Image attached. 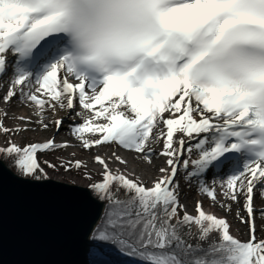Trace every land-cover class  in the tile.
Segmentation results:
<instances>
[{"label": "snow or ice", "instance_id": "snow-or-ice-1", "mask_svg": "<svg viewBox=\"0 0 264 264\" xmlns=\"http://www.w3.org/2000/svg\"><path fill=\"white\" fill-rule=\"evenodd\" d=\"M0 102L36 117L9 127L0 109L9 137L0 166L22 182L49 181L45 166L93 179L80 159L42 166L39 156L74 146L67 141L11 139L33 123L67 124L85 151L115 146L148 165L164 158L149 183L126 156L93 157L102 172L88 192L103 208L86 264H264V207H255L257 188L264 199V0H0ZM181 173L227 213L240 205L247 240L200 200L189 214Z\"/></svg>", "mask_w": 264, "mask_h": 264}, {"label": "water", "instance_id": "water-1", "mask_svg": "<svg viewBox=\"0 0 264 264\" xmlns=\"http://www.w3.org/2000/svg\"><path fill=\"white\" fill-rule=\"evenodd\" d=\"M102 208L87 187L52 179L22 182L3 163L0 264H86L87 233Z\"/></svg>", "mask_w": 264, "mask_h": 264}, {"label": "bare ground", "instance_id": "bare-ground-1", "mask_svg": "<svg viewBox=\"0 0 264 264\" xmlns=\"http://www.w3.org/2000/svg\"><path fill=\"white\" fill-rule=\"evenodd\" d=\"M0 109H5L8 112V118L4 119L6 126L13 127L17 123H19V121H17L16 119H14V117H18V116L31 117L33 120L36 119V117L33 115V109L32 108L23 106V105L19 104L18 102H14L10 107L9 106H6L2 102H0ZM76 110L77 111L80 110L78 106H77V109ZM48 116H49L50 119L53 118L51 116V113H48ZM58 116H60V117L65 116L64 115V112L58 111ZM11 122L14 125H12ZM36 126L37 125L34 124V123L31 124V125H28V127L30 129H34ZM67 132L69 133V130H68V127H67L66 124H65V126H63L59 130V132H57L54 127H52V132H51V135L50 136H51V138L54 136L57 143H61V142L67 141L70 145H74L72 147H68V149H66L64 151V154L65 155H73V154H76V152H77V150H75L74 148H78L79 147V144L74 139V137L72 135H71V137H68L67 136ZM22 133H24V132H22ZM22 138H23V136L20 137V139H22ZM12 139H14L15 141H18V138H15V137H12ZM105 146H107L108 149H105L104 146H102V147H96L95 149H93L92 151H90L89 153H87L86 158L84 160H85L86 164L89 166V168L95 169L98 172H102V168L98 164H96V163L93 162V157L96 156V155H100V156H103V157H106L107 158V157L110 156V154L112 152H116L118 155L126 156L131 162H133L136 165L135 171L137 172V174L142 175L143 178L146 179V180H148L149 183H150L151 180H153L155 177H157L159 175L158 169L160 167L165 166V160H164V158L163 157H160L158 155L153 156V162H152V164L151 165H148V164L144 163L143 161H137V160H135V154L134 153L125 152L123 149H120V148L115 147V146H110V145H105ZM161 146L162 145H159V144L154 146L155 147V151H156L157 154L159 153ZM194 158H195V154H194ZM39 160H40L42 166H44V164H43L44 161L41 158H39ZM111 167L115 170L118 167V165L115 162H113L111 164ZM45 168H46V171L47 170L48 171H52L51 169H48L46 166H45ZM131 170H132V164H130V166H129V171H131ZM80 177H81V179H84L83 176H80ZM180 178H181L180 179V183H181V194H185V196H186V199H185L186 202L185 203H186V205L188 207H190V208L193 207L194 208L196 201H193L194 199H193V196L191 194H189V195L186 194V190H185V187L183 185V182L184 181L182 179V173H181V177ZM50 179L56 180V181H59V182H64V181H62V176H61L60 179L59 178H54V177H50ZM84 180H86V179H84ZM72 185H78V186H81V187H85L86 188V186H82V183H77V184H72ZM220 198H223V197H220ZM200 201H202L204 208H206V209L209 208L210 211L213 209L216 213H218L219 216H227V219L230 221L232 227L234 226V224L236 223V220H237V210L240 208V205H237V204L233 203L232 204V211H231V213H227L218 204H216V205L212 204L211 203V200H209L207 197L204 198V199H200ZM241 203H242V201H241ZM256 224H257L256 226L259 225L258 222Z\"/></svg>", "mask_w": 264, "mask_h": 264}, {"label": "rangeland", "instance_id": "rangeland-1", "mask_svg": "<svg viewBox=\"0 0 264 264\" xmlns=\"http://www.w3.org/2000/svg\"><path fill=\"white\" fill-rule=\"evenodd\" d=\"M64 115H66V114L64 113ZM79 122H80V119L76 118V123H79ZM4 123H5V121H4ZM12 125H14V124L12 123ZM9 127H11V126H9ZM51 132H52V127H50L47 130H42L37 125L34 128V130L27 131V132H24V133H20L19 135H16V136H12V137L18 138V141H15L14 139H12V137H11V139L14 142L20 144L21 146H24L25 144L30 143V142H43V141L51 138V136H50ZM21 136H23L22 139H20ZM67 136L71 137L70 132L69 133L67 132ZM8 139H9L8 136H4L3 134H0V146H6V141ZM104 147H105V149H108L107 146H104ZM66 149H68V148H66ZM66 149L57 150V151H54V152L42 154V155L39 156V158H41L43 161L47 160V161H49L51 163H55V164L59 165L61 163V161L76 160V159H80V160L85 161L84 159L86 158L87 153L90 152V151H85V150L81 149L80 147H78V148H74L75 150H77L75 155H65L64 151ZM85 171H87L88 173H90L92 175V178H93L92 181H89L87 179L86 180L81 179L80 176H83V172L76 173L75 170H73L71 173L64 172L63 169H61L59 173L54 172V171H48V173H49L50 177H54V178H59L60 179L61 176H62V181H64L65 183H70V184L82 183V186H86V187H88V185L91 182L99 181L101 179V177H100V173L101 172H98L95 169L89 168L88 165H87V169ZM183 185L185 187L186 194L187 195L191 194L193 196V199H194L193 201H197V200L206 198V196L201 195L198 192L197 184L195 182H193L191 185L186 184V183L183 182ZM185 199H186L185 194H181L180 195V201H181L182 204L186 205V203H185L186 200ZM220 199H221V201H223V198H220ZM211 203H212V201H211ZM255 207L257 209L264 207V200L260 196L259 188H257L256 193H255ZM204 210L208 211L209 208H207V209L204 208ZM187 211L189 212V214H193V215L195 214L193 207L190 208V207L187 206ZM210 212L216 214L217 216H219L218 213H216L213 209ZM257 222L259 223V225L256 226L258 228L257 232H256V235H257L258 238H264V218H261L259 213H257V215H256V223ZM192 231H193V233H196L195 227H193ZM232 234L235 235V236H238L242 240H247V238H248L246 226L241 224L238 219L236 220V223L232 227ZM212 239H215V237H211L209 242H211ZM189 242L195 244L197 241H196V238L193 237V238L189 239Z\"/></svg>", "mask_w": 264, "mask_h": 264}, {"label": "trees", "instance_id": "trees-1", "mask_svg": "<svg viewBox=\"0 0 264 264\" xmlns=\"http://www.w3.org/2000/svg\"><path fill=\"white\" fill-rule=\"evenodd\" d=\"M7 166V162H4ZM9 167V166H8ZM12 171L15 172L14 168H10ZM131 259L129 257L126 256H117L115 257V264H131Z\"/></svg>", "mask_w": 264, "mask_h": 264}]
</instances>
